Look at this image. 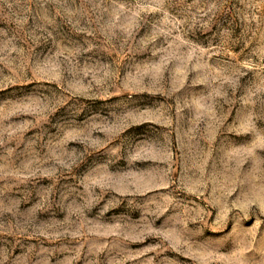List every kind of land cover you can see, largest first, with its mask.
I'll list each match as a JSON object with an SVG mask.
<instances>
[{
	"label": "rangeland",
	"instance_id": "374dc122",
	"mask_svg": "<svg viewBox=\"0 0 264 264\" xmlns=\"http://www.w3.org/2000/svg\"><path fill=\"white\" fill-rule=\"evenodd\" d=\"M0 264H264V0H0Z\"/></svg>",
	"mask_w": 264,
	"mask_h": 264
}]
</instances>
